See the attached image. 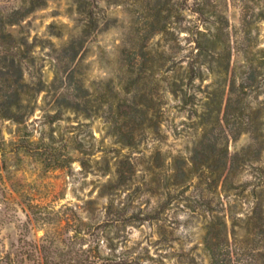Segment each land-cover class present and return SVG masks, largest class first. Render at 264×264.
<instances>
[{
	"label": "rangeland",
	"instance_id": "374dc122",
	"mask_svg": "<svg viewBox=\"0 0 264 264\" xmlns=\"http://www.w3.org/2000/svg\"><path fill=\"white\" fill-rule=\"evenodd\" d=\"M0 26V264H212L211 221L220 264H264V0H0ZM142 40L172 60L131 84Z\"/></svg>",
	"mask_w": 264,
	"mask_h": 264
},
{
	"label": "trees",
	"instance_id": "16d2710c",
	"mask_svg": "<svg viewBox=\"0 0 264 264\" xmlns=\"http://www.w3.org/2000/svg\"><path fill=\"white\" fill-rule=\"evenodd\" d=\"M1 27V26H0ZM1 32V31H0ZM0 37H4L5 34L3 32L0 34ZM7 36V35H6ZM139 44L136 45V47L131 46V48L126 49L123 48L122 53L124 56V61L127 65V67L132 72L133 70H137V77L136 78H128L129 83L133 84V82L137 81V78H145L143 81L146 82V71L147 69H152L154 62H158L159 65L163 66L165 65L164 62H161L163 59H171V56H165V53L158 52L156 54H152V52L148 49L145 40L139 41ZM71 49L75 52L76 46L74 45V42L70 46ZM199 49H209L210 47L203 45V46H197ZM197 51V53L194 55L195 58H192L188 64H187V70L188 72V83H191V79L193 77H196V73L200 72V69L197 64H195L198 60V58L201 55V52ZM172 60V59H171ZM174 60V59H173ZM179 62V61H178ZM177 63L173 61V64L170 66H174ZM150 67V68H149ZM183 71L182 73H184ZM254 72L251 71L249 73V77H253ZM182 75L181 73L177 74L178 80H171L169 83L171 85V91L174 94H177L178 92L183 93V90L180 86L182 82ZM248 77V78H249ZM148 83L149 80L147 81ZM236 102V100H234ZM232 109L236 110V103H231L230 101L226 104L225 111H224V119L227 126L231 123L233 127L236 125V122L238 121V118H235V114L232 111ZM201 122L205 124L203 137L196 143L195 146L192 148V154L190 156V161L192 162L193 167L196 170L200 171H208L210 174H216L213 181L215 179L219 178L223 172V170L226 168V154L223 148H218V137L215 133V130L217 129V124L211 119V111H208L207 113L200 116ZM237 129L240 127V125L236 126ZM235 127V129H236ZM221 128V127H220ZM216 134V135H215ZM245 161L246 158L244 156H240L238 154H234L230 156L229 165L227 168V174L231 173L232 170H234L235 167H237L239 164V161ZM182 166L177 168L176 175L182 176L184 174V171L181 168ZM203 173V172H202ZM226 174L225 180L228 178V175ZM219 222L211 221L206 226L205 231V244L208 250L212 253V257L214 258L212 261V264H220L219 260L216 259L214 256V246L215 248L219 247V241L221 238H219V235H221V226H219ZM219 226V227H218ZM46 264H53L46 262Z\"/></svg>",
	"mask_w": 264,
	"mask_h": 264
}]
</instances>
